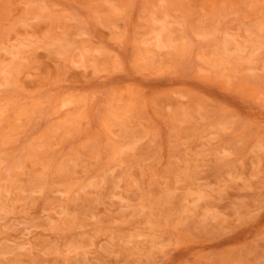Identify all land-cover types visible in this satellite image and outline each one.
<instances>
[{"label":"rangeland","instance_id":"obj_1","mask_svg":"<svg viewBox=\"0 0 264 264\" xmlns=\"http://www.w3.org/2000/svg\"><path fill=\"white\" fill-rule=\"evenodd\" d=\"M0 264H264V0H0Z\"/></svg>","mask_w":264,"mask_h":264}]
</instances>
